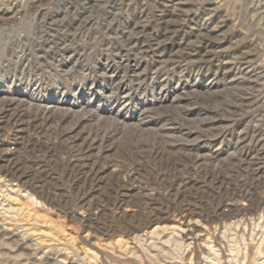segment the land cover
Listing matches in <instances>:
<instances>
[{"label":"rangeland","instance_id":"rangeland-1","mask_svg":"<svg viewBox=\"0 0 264 264\" xmlns=\"http://www.w3.org/2000/svg\"><path fill=\"white\" fill-rule=\"evenodd\" d=\"M41 1L38 8L40 0H0V108L45 111L52 118L42 140L59 143L60 131L93 147L84 158L75 148L68 150L74 139L66 136L65 149L57 143L47 150L26 138L15 139L8 127L0 132V167L6 163L3 155L19 161L44 155L50 162L49 183L36 187L42 184L40 192L57 202L47 206L43 199L26 197L28 189H5L0 176L1 260L109 264L110 259L131 256L130 249L138 264H264V253L257 250L264 236V0ZM64 150H73L71 158L78 155L86 166V176L77 173L76 184L59 183V175L71 171L59 162L66 157ZM238 180L240 189L245 186L240 194L247 188V197L232 201ZM150 184L164 195L140 201L145 209L129 213L130 220L145 222L144 213L168 206L161 213L167 212L170 220L156 225L164 224L168 232L176 229V236L161 234L152 249V240L141 244L130 235L106 234L115 224L113 204L120 202L119 193L139 199V194L153 193ZM258 199L263 211L254 207ZM231 205L250 213L214 219L218 208L227 212ZM181 207L198 219L202 230L194 232V239L182 238L186 224L178 214ZM222 232L238 241V251H229Z\"/></svg>","mask_w":264,"mask_h":264},{"label":"bare ground","instance_id":"bare-ground-1","mask_svg":"<svg viewBox=\"0 0 264 264\" xmlns=\"http://www.w3.org/2000/svg\"><path fill=\"white\" fill-rule=\"evenodd\" d=\"M38 1V0H37ZM44 1V0H43ZM181 1V0H180ZM41 3H42V1L40 0V2H39V4L38 3H36L37 5H36V7H40L41 6ZM181 3H183L182 1H181ZM35 5V4H34ZM179 12L181 11V10H179V9H177ZM170 23V22H169ZM169 23H164V29H170L169 28ZM167 29V30H168ZM245 53H248V52H245ZM247 56V55H246ZM10 107V106H9ZM8 107V108H9ZM5 109V107L4 108H0V132H2L3 131V129H5L6 127H8L9 128V130H11L12 132H15V135H14V137H15V139L16 138H19V137H21V138H26V140H27V142L28 143H31L32 142V144H34V145H36L37 146V148H38V146H40L41 148H44V149H47V150H49L48 148H52V150H53V147L58 143V140H57V142H53V143H46L45 142V140H42L41 139V137H40V135H42V134H44L45 135V133H46V126H45V123L47 122V121H49L51 118H52V115L51 114H47V113H45V111H44V113H41V112H39L38 110V112H30V110H26V111H24V110H21V108L19 109L18 108V105H17V108H15V107H12V108H9V109ZM37 108V107H36ZM216 110V109H215ZM227 110V109H226ZM36 111V110H35ZM213 111V110H212ZM217 113V112H216ZM220 114H221V112H220ZM219 114V115H220ZM225 115V114H224ZM234 116V115H233ZM230 117V116H229ZM217 119V118H216ZM219 119V118H218ZM225 120V119H224ZM210 124H213V122H209ZM48 127V126H47ZM246 128V127H245ZM48 130V129H47ZM252 130V129H251ZM254 130V129H253ZM53 131V130H52ZM59 131V130H58ZM245 131V130H244ZM55 132V131H54ZM247 132V131H246ZM252 132V131H251ZM259 132H260V130H259ZM2 133H4V132H2ZM9 133V132H8ZM52 133V132H51ZM57 133V132H56ZM64 133V132H63ZM256 133V132H255ZM254 133V134H255ZM47 134V136H48V133H46ZM251 134V133H250ZM262 134V133H261ZM23 135H24V137H23ZM54 135V134H53ZM57 135H59V137H58V139L60 140V142L58 143V144H60L61 146H62V144H65V141H62L63 139H65V138H62L63 136H66L67 137V139L69 140L70 138L71 139H74L73 140V145H74V147H69V149L68 150H70V148L72 149V148H75L74 150L75 151H78L79 153H78V155H81L82 157H84L85 158V153L86 152H88V149L91 147H93V145H92V143L91 142H89L88 140H86V139H82V140H80V137L77 139V137H74V136H72V135H70L69 133H64V134H62V132H60L59 131V133H57ZM215 135V134H214ZM221 136V135H220ZM216 137V135L213 137V138H215ZM252 137V136H251ZM52 138H54V136L52 137ZM239 138V137H238ZM250 138V137H249ZM260 138V137H259ZM57 139V138H56ZM258 139V138H257ZM54 140V139H53ZM239 140V139H238ZM1 141V140H0ZM21 141V140H20ZM211 141V140H210ZM23 142V141H22ZM64 142V143H63ZM66 142H68V141H66ZM77 142H79V144H77ZM238 142H240V140L238 141ZM237 142V140L235 141V143H238ZM247 142V141H246ZM25 144H26V142H25ZM261 144V143H260ZM60 145H58L59 147H60ZM66 145V144H65ZM72 145V146H73ZM262 145V144H261ZM36 146H35V148H36ZM162 146V145H161ZM165 146V145H164ZM235 146H237V144L235 145ZM19 147V146H18ZM56 147H57V145H56ZM63 147V146H62ZM240 147V146H239ZM239 147H238V149H239ZM261 147V146H260ZM1 148V147H0ZM30 148H32V147H30ZM64 149H65V147H63ZM68 148V147H67ZM66 148V149H67ZM156 148L158 149V147L156 146ZM161 148V147H160ZM187 148V147H186ZM256 148V147H255ZM55 149V148H54ZM157 149H155L154 151H153V153H154V155H157L158 153H159V151H157ZM162 149V148H161ZM165 149V148H164ZM24 150V149H23ZM46 150V151H47ZM51 150V149H50ZM242 150V149H241ZM258 150H259V148H258ZM15 151H16V149H15ZM40 151V150H39ZM61 151H63V150H61ZM64 151H66V150H64ZM187 151V150H186ZM248 151V150H247ZM256 151V150H255ZM23 152V151H22ZM17 153V152H16ZM49 153V152H48ZM66 153V157H64V159L62 158V160L61 161H59L60 163L62 162V163H64V165H65V170L66 169H71V171L68 173V174H66V175H59V177L58 178H60L59 179V183H66V184H76V182H78L79 181V176H77V173L78 174H82L83 175V173H84V175H85V173L86 172H84V168H86V166L84 165V163L83 162H81V160H79L78 159V155L76 156V158L75 159H72L71 158V153H73V150H71V151H66L65 152ZM77 153V152H76ZM75 153V154H76ZM250 153V152H249ZM252 153V152H251ZM0 154H2V153H0ZM87 154V153H86ZM49 155V154H48ZM74 155V154H73ZM72 155V156H73ZM255 155H256V153L254 154V157H255ZM264 155V154H263ZM263 155H261V156H263ZM1 156V155H0ZM13 156H14V154H13ZM32 156V155H31ZM75 156V155H74ZM73 156V157H74ZM260 156V155H259ZM12 155H10V156H8V155H3L2 156V158H4V160L6 161V163H4V165L3 166H1L0 167V176H1V178L3 179V181L5 182H3L4 184H6L5 186H6V188L5 189H7V186H13V185H15L14 186V188L13 189H28L27 191H30V194L27 192V196L26 197H29V198H31V199H33V198H35V199H37V201H39V200H42V202L44 203V204H46L47 206H53V205H55L56 203H55V200H52L53 198H52V196L51 195H44V193H41L42 192V190H41V192H40V190H39V188L41 187V185L39 184V188H37L36 187V185L38 184V183H43V182H45L47 179H48V175L47 174H49V171H50V166H49V161H47V159L44 157V155H33L31 158V161L29 160V161H27V159L26 160H23V161H19V160H17L18 159V157H16L15 159H16V161H15V159H13L12 160ZM53 157V156H52ZM52 157H49V159L50 158H52ZM154 157V156H153ZM196 157V156H195ZM237 157V156H236ZM251 157V156H250ZM253 157V156H252ZM155 158V157H154ZM207 158H209V157H207ZM240 158V157H239ZM262 158V157H261ZM30 159V158H29ZM54 159H56V161L58 162V158L55 156L54 157ZM53 160V159H52ZM60 160V159H59ZM4 161V162H5ZM54 161V160H53ZM201 161V160H200ZM238 161V160H237ZM264 161V160H263ZM48 162V163H47ZM100 162V161H99ZM192 162H194V161H192ZM62 163H61V165H62ZM22 164L23 165H25L26 167V169H24L23 167H22ZM260 164V163H259ZM101 165V164H100ZM264 165V164H263ZM103 166V165H102ZM97 167V166H96ZM104 167V166H103ZM106 167V166H105ZM189 169V168H188ZM55 170V169H54ZM101 171L102 170V167H100L99 166V169H96L95 170V173L96 174H98V171ZM107 170V169H106ZM113 170V169H112ZM116 170H117V168H116ZM261 170V169H260ZM57 171V170H56ZM93 171V170H92ZM118 171V170H117ZM51 172H53V171H51ZM58 172V171H57ZM109 172V171H108ZM116 172V171H115ZM122 172V171H121ZM124 172V171H123ZM131 172V171H130ZM264 172V171H263ZM61 173V172H60ZM63 173V172H62ZM87 173H89V172H87ZM59 174V173H58ZM94 174V173H93ZM95 174V175H96ZM109 174H110V172H109ZM113 174V173H112ZM116 174V173H115ZM118 174H120V172L118 173ZM117 174V175H118ZM47 175V176H46ZM111 175V174H110ZM190 175V174H189ZM86 176V175H85ZM100 176V175H99ZM98 176V177H99ZM113 176V175H112ZM119 176V175H118ZM240 176V175H239ZM50 177H51V175H50ZM57 177V176H56ZM134 177V176H133ZM132 177V178H133ZM236 177V176H235ZM85 178H87V177H85ZM85 178H84V180H85ZM115 178V177H114ZM126 178V177H125ZM124 178V179H125ZM157 178V177H156ZM160 178V177H159ZM204 178V177H203ZM248 178H249V176H248ZM247 178V179H248ZM50 179V178H49ZM88 179V178H87ZM102 179V178H101ZM103 179H104V177H103ZM122 179V178H121ZM120 179V180H121ZM158 179V178H157ZM157 179L155 180V181H157ZM239 179V178H238ZM253 179V176H252V178H251V180ZM83 180V179H82ZM89 180V179H88ZM120 180H119V182L118 183H120ZM125 180H127V179H125ZM136 180V179H135ZM159 180V179H158ZM254 180V179H253ZM51 181V180H50ZM136 181H138V180H136ZM135 181V182H136ZM140 181V180H139ZM187 181V180H186ZM249 181H250V178H249ZM89 182H91L90 180L88 181V183ZM176 182V181H175ZM181 182H182V180H181ZM191 182V181H190ZM236 182V181H235ZM253 182V181H252ZM45 183H47V182H45ZM49 183V182H48ZM47 183V184H48ZM54 183V182H53ZM84 182L82 181V184H83ZM123 183V182H122ZM132 183V182H131ZM141 183V182H140ZM149 183V182H148ZM152 183H154V181H152ZM157 183V182H156ZM183 183V182H182ZM193 183V182H192ZM191 183V184H192ZM256 183V182H255ZM117 184V183H116ZM137 184H139V183H137ZM197 184V183H196ZM237 184H238V190H236V191H234V193H232L231 195H232V201H235V200H242L241 199V197L243 198V197H247V194L245 193V191L247 190V188H246V190L244 191V190H242V193L243 194H240V190L242 189V187H245V186H243L242 185V187H241V189H240V180H238L237 181ZM60 185V184H59ZM98 185V184H97ZM133 185H135V184H133ZM154 185H156V187H157V184H154ZM162 185H164V184H162ZM245 185V184H244ZM0 186H2V185H0ZM61 186V185H60ZM66 186V185H65ZM64 186V187H65ZM102 186H103V184H102ZM120 186V185H119ZM125 186V185H124ZM131 186V185H130ZM150 187H151V191H153V193L151 192L150 193V195H146V194H139L138 196H140V198L139 199H134V197H133V199L131 198H127V197H125V195H123V194H121V193H119L120 194V199H119V203H114L113 204V209L116 211L115 213H116V216H115V218L116 219H114L113 217V219L115 220V224L113 223H111L110 222V224H112L110 227L108 226V228H106L105 230H106V234H109L110 236L111 235H116V233L117 234H123L124 236H131V238H132V241H133V239L136 241H138L139 243H141L142 244V241H146V242H148L149 240H152L153 242L152 243H154V245H152V244H150V245H152V246H150V247H152V249H154V246H157V242H155L156 241V239H158L159 237H160V235L161 234H166V235H168V237H170V236H176V229H172L170 232H168L169 230V228L167 227V226H165L164 224V226L162 225L161 227L159 226V225H156V224H158V223H160V222H168L169 220H170V218H169V216L167 215L168 213L167 212H164V213H161V210H166V211H168V206L166 207V208H160V209H158V210H155V211H145L146 213H144L145 215H144V217L147 219V220H145V222H142V223H135L133 220L134 219H131L130 220V216L128 215L129 213H134V214H138L139 212H141L140 210H141V208H144V207H141V205L139 204L140 203V201H147V200H150V199H152V198H161L164 194H162L161 193V191H159V190H157V188H155V186H152L151 184L149 185ZM148 186V187H149ZM176 186V185H175ZM180 186V185H179ZM179 186H178V188H179ZM247 186H249V185H247ZM246 186V187H247ZM3 187V186H2ZM1 187V188H2ZM69 187V186H68ZM68 187H66V188H68ZM127 187H128V185H127ZM136 187V186H135ZM135 187H134V189H135ZM162 187V186H161ZM174 187V186H173ZM172 187V188H173ZM237 187V186H236ZM42 188V187H41ZM96 188V187H95ZM99 188V187H98ZM145 188V187H144ZM181 188H183V187H181ZM186 188V187H185ZM190 188V187H189ZM188 188V189H189ZM192 188V187H191ZM190 188V189H191ZM199 188V187H198ZM258 188V187H257ZM123 189H125V188H123ZM169 189V188H168ZM234 189V188H233ZM260 189V188H259ZM133 190V189H132ZM178 190V189H177ZM176 190V191H177ZM182 190V189H181ZM20 190H18V192H19ZM24 191V190H23ZM46 191V190H45ZM121 191V190H120ZM137 191H138V189H137ZM149 191H150V189H149ZM175 191V190H174ZM13 192V191H12ZM44 192V191H43ZM133 192H135V191H133ZM144 192V191H143ZM165 192V191H164ZM179 192V191H178ZM184 192V191H183ZM252 192V191H251ZM22 193V192H21ZM52 193V192H51ZM136 193V192H135ZM181 193V192H180ZM185 193V192H184ZM29 194V195H28ZM56 194H58V193H56ZM63 194V193H62ZM118 194V195H119ZM125 194V193H124ZM148 194V193H147ZM179 194V193H178ZM256 194H258V193H256ZM261 194V193H260ZM60 195V194H59ZM86 195V194H85ZM127 195V194H126ZM134 195V194H133ZM180 195V194H179ZM230 195V194H229ZM253 195H255L254 194V192H253ZM84 196V195H83ZM135 196V195H134ZM181 196V195H180ZM256 196V195H255ZM254 196V197H255ZM259 196H262V195H259ZM119 197V196H118ZM60 198H62V196L60 197ZM81 198V197H80ZM86 198H88V197H86ZM113 198V197H112ZM251 200H252V198L251 197H249ZM262 198V197H261ZM264 198V197H263ZM35 199H34V201H35ZM59 199V196H58V198L56 199V200H58ZM84 199V198H83ZM102 199H104V198H102ZM184 199V198H183ZM182 199V200H183ZM245 199V198H244ZM255 199V198H254ZM257 199V198H256ZM77 200V199H76ZM78 200H80V199H78ZM86 200V199H85ZM250 200V201H251ZM37 201H35V203L37 202ZM105 201V200H104ZM162 201V200H161ZM185 201V200H184ZM262 201V200H261ZM260 201V199H258V200H256L255 201V208L257 209V208H259L261 205H262V202ZM42 202H41V204H42ZM153 202V201H152ZM155 202H157V201H155ZM160 202V201H159ZM186 202V201H185ZM185 202H183V203H185ZM34 203V202H33ZM34 203V204H35ZM38 203V202H37ZM55 203V204H54ZM74 203V202H73ZM73 203H71V204H73ZM81 203V202H80ZM88 203V202H87ZM86 203V204H87ZM105 203V202H104ZM147 203H149V201H147ZM146 203V204H147ZM165 203H166V201H165ZM231 203V202H230ZM250 203V202H249ZM76 204H78V203H76ZM84 203H82V205H83ZM107 204V203H106ZM111 204V203H110ZM169 204H171V203H169ZM74 205H75V203H74ZM105 205V204H104ZM112 205V204H111ZM143 205H145V204H143ZM155 205V204H154ZM160 205H161V203H160ZM178 205V204H177ZM183 205V204H182ZM248 205V204H247ZM246 205V206H247ZM70 206V205H69ZM106 206V205H105ZM153 206V205H152ZM158 206V205H157ZM171 207H172V205H170ZM54 207V206H53ZM57 207V206H56ZM71 207V206H70ZM76 207H78V206H76ZM85 207H87V206H85ZM88 207H90V206H88ZM109 207V206H108ZM147 207H149V205H147ZM194 207H195V205H194ZM244 207V206H243ZM242 207V209L239 207V208H237L236 206H228V209H226L227 210V212L225 211V210H223V209H221V208H218L216 211H215V218L214 219H216V220H222V219H227V218H230V217H233V216H239V215H244V214H246V213H250V211L248 210V209H245V208H243ZM248 207V206H247ZM262 207V206H261ZM8 208V207H7ZM10 209H11V207H9ZM20 208V207H19ZM18 208V209H19ZM65 208V207H64ZM150 208V207H149ZM196 208V207H195ZM227 208V207H226ZM249 208V207H248ZM62 209V208H61ZM88 209V208H87ZM106 209H107V207H106ZM145 209V208H144ZM147 209V208H146ZM151 209H153L152 207L150 208V210ZM260 209V208H259ZM8 211H10L9 209H7ZM6 210V212H3V213H7L8 211ZM20 210V209H19ZM63 210V209H62ZM67 210H69V209H67ZM70 210H71V208H70ZM95 210V209H94ZM93 210V211H94ZM103 209L102 208H100V209H97V213L99 214L101 211H102ZM108 210V209H107ZM110 210V209H109ZM108 210V211H109ZM149 210V209H148ZM252 210H253V208H252ZM260 210H262V209H260ZM13 211H14V209H13ZM64 211V210H63ZM83 211V210H82ZM107 211V212H108ZM179 212H178V214H180L181 216H182V219H184V221H182V222H185V224H186V226H185V228L184 229H181V231H180V233H181V235H182V238H186L185 240H187V238L188 239H194V237L196 236L197 237V235H195L194 234V232L196 233V232H198V230L200 229V228H198V225H197V223H196V220H198V219H196V220H193L194 218L192 217V215H191V213L190 212H192V210H187V208L185 207H181L180 208V210H178ZM263 211V210H262ZM261 211V212H262ZM1 212V211H0ZM10 212H12V211H10ZM142 212H144V210L142 211ZM254 212V211H253ZM15 213V212H14ZM240 213H242V214H240ZM8 214H11V213H8ZM65 214V213H64ZM87 214V213H86ZM170 214H171V212H170ZM7 215V214H6ZM16 215V214H15ZM71 215V214H70ZM75 215V214H74ZM73 215V216H74ZM209 215V214H208ZM260 215V214H259ZM3 216V215H2ZM5 216V215H4ZM77 216V215H76ZM86 216V215H85ZM84 216V217H85ZM92 216V215H91ZM100 216V215H99ZM99 216H95V218L96 217H99ZM114 216V215H113ZM127 216H129V219H127ZM179 216V215H178ZM204 216H206V215H204ZM87 217V216H86ZM90 217V216H89ZM175 217H176V215H175ZM195 217V216H194ZM207 217V216H206ZM210 217V216H209ZM0 218H2V217H0ZM5 218H6V216L4 217V223H5ZM78 218H80V216L78 217ZM83 218V217H82ZM78 219L79 220V222L81 221V220H84V219ZM93 218V217H92ZM172 218V217H171ZM197 218V217H196ZM263 218H264V216H263ZM3 219V218H2ZM97 219V218H96ZM102 219V218H101ZM137 219V218H136ZM177 219V218H176ZM181 219V218H180ZM206 219H208V218H206ZM7 220V219H6ZM88 220V219H87ZM90 220V219H89ZM88 220V221H89ZM98 221H99V219H97ZM138 220H139V218H138ZM175 220V219H174ZM178 220V219H177ZM210 220V219H209ZM235 220V219H234ZM86 221V220H85ZM100 221H102L103 222V219L102 220H100ZM110 221H111V219H110ZM143 221V220H142ZM179 221V220H178ZM214 221V220H213ZM228 221V220H227ZM231 221H232V218H231ZM83 222V221H82ZM137 222V221H136ZM81 223V222H80ZM229 223V222H228ZM236 223H237V225L239 224V222H237L236 221ZM101 224V223H100ZM105 224V223H104ZM103 224V225H104ZM107 224V223H106ZM153 224H155L154 226H153V229L151 230L150 229V231H148L147 230V228L148 227H150V225H153ZM218 224V223H217ZM224 224H225V221H224ZM243 224V223H242ZM242 224H241V226H242ZM83 225V224H82ZM90 225V224H89ZM98 225V224H97ZM181 225V224H180ZM219 225V224H218ZM236 225V224H235ZM240 225V224H239ZM95 227H96V225H94ZM177 226V225H176ZM226 226V225H225ZM258 226V225H257ZM102 227V226H101ZM175 227V226H174ZM218 227H220V226H218ZM229 227V226H228ZM232 227V226H231ZM18 228H20V226L18 227ZM98 228V227H97ZM104 228V227H103ZM230 228V227H229ZM95 229V228H94ZM233 229V228H232ZM18 230V229H17ZM200 230H202V229H200ZM25 231V230H24ZM29 231V230H28ZM27 231V232H28ZM96 231H97V229H96ZM99 231V230H98ZM98 231H97V233H98ZM205 231V230H204ZM211 231V230H210ZM219 231V230H218ZM228 231H231V230H229L228 229ZM26 232V233H27ZM200 232V231H199ZM203 232V231H202ZM238 232V231H237ZM242 232H244V231H242ZM241 232V233H242ZM17 233V232H16ZM26 233H24V234H26ZM29 233V232H28ZM211 233V232H210ZM235 233V232H234ZM14 234V233H13ZM104 234V233H103ZM193 234L195 235V236H193ZM199 234V233H198ZM222 235H223V238L227 241V243L228 244H226V245H228V247H229V251L231 252V253H234L235 252V250H236V243H235V241H237L236 239H234L233 238V236H232V234L231 235H224V232H222L221 233ZM239 234V233H238ZM27 236L29 235V234H26ZM25 235V236H26ZM180 235V234H179ZM209 235V234H208ZM242 235V234H241ZM22 236H23V231H22ZM26 236V237H27ZM107 236V235H106ZM129 236V237H130ZM163 236V235H162ZM200 236V238L202 239V237H201V235H199ZM203 236V235H202ZM238 236V235H237ZM29 237V236H28ZM118 237H120V236H118ZM164 237V236H163ZM173 237V238H174ZM204 237V236H203ZM208 237V236H207ZM210 238V237H209ZM26 239H28V238H26ZM176 239H177V237H176ZM197 239V238H196ZM263 239H264V236H263ZM263 239H262V241L259 243V246H258V248H257V250H258V252H262V253H264V244H262L263 243ZM30 240V239H29ZM34 241H35V239H33ZM37 240V239H36ZM162 240V239H161ZM184 240V239H183ZM182 240V241H183ZM207 240V239H206ZM210 240H211V238H210ZM218 240V239H217ZM220 240V239H219ZM33 241V242H34ZM39 241V240H38ZM136 241V243H138ZM180 241H181V239H180ZM190 241V240H189ZM192 241V240H191ZM224 241V240H223ZM36 242V241H35ZM185 242V241H184ZM195 242V241H194ZM199 242V241H198ZM207 242V241H206ZM211 242V241H210ZM238 242V241H237ZM132 243V242H131ZM173 243H174V241H173ZM173 243L171 244L172 246H174L173 245ZM176 243V242H175ZM203 243V242H202ZM221 243H223L222 241H221ZM37 244H38V242H37ZM126 244V243H125ZM156 244V245H155ZM163 244V243H162ZM182 244V243H181ZM192 244V243H191ZM190 243H188L187 244V246H189V245H191ZM206 244V243H205ZM211 244H212V242H211ZM31 245V244H30ZM177 245V244H176ZM183 245H184V243H183ZM195 245V244H194ZM200 245V244H199ZM214 245V244H213ZM213 245H211V247L210 248H213ZM255 245V244H254ZM62 246H64V245H62ZM140 246V245H139ZM144 246V245H143ZM159 246H160V244H159ZM158 246V247H159ZM171 246V247H172ZM178 246V245H177ZM185 246V245H184ZM196 246V245H195ZM246 246V245H245ZM39 247V246H38ZM66 247V246H65ZM64 247V248H65ZM124 247V246H123ZM129 247V246H128ZM147 247V246H146ZM167 247V246H166ZM180 247V246H179ZM198 247H200V246H198ZM209 247V246H208ZM215 247V246H214ZM216 247H218V246H216ZM226 247V246H225ZM227 247V248H228ZM240 247V246H239ZM239 247H238V250H239ZM130 248V247H129ZM161 247H159V249H160ZM195 248V247H194ZM40 249V248H39ZM46 249V248H45ZM67 249V248H66ZM64 250L66 253H69L70 252V250H69V252H67L68 250ZM126 249V248H125ZM137 249H139V248H137ZM147 249V248H146ZM166 249V248H165ZM177 249H178V247H177ZM183 249V248H182ZM190 249V252L192 253L194 250L193 249H191V248H189ZM36 250V249H35ZM47 250V249H46ZM170 250V249H169ZM173 251H174V249H172ZM179 250V249H178ZM211 250V249H210ZM238 250H236V251H238ZM41 251V250H40ZM63 251V252H64ZM128 251V250H127ZM142 251H144V250H142ZM154 251V250H153ZM156 251V250H155ZM172 251V252H173ZM180 251V250H179ZM183 251H184V249H183ZM218 251L219 250H217V253H218ZM33 252H34V250H33ZM36 252H38V251H36ZM54 252V251H53ZM123 252V251H122ZM121 252V253H122ZM129 252H130V254H131V256H127V254L125 255V257H123V258H121V259H110L109 260V264H138V263H136V256L134 257V256H132L133 254H136L135 252H131V250L129 249ZM138 252V251H137ZM140 252V251H139ZM216 252V251H215ZM225 252V251H224ZM252 253L254 252V251H251ZM257 252V251H256ZM35 253V252H34ZM43 253V252H42ZM121 253H119V254H121ZM148 253H150V252H148ZM156 253V252H155ZM189 253V252H188ZM187 253V254H188ZM212 253V252H211ZM210 253V254H211ZM216 253V254H217ZM255 253V252H254ZM49 254V253H48ZM72 254V253H71ZM104 254H106V253H104ZM115 254V253H114ZM117 254V253H116ZM125 254V253H124ZM123 254V255H124ZM151 254V253H150ZM256 254V253H255ZM3 255V254H2ZM53 255V254H52ZM68 255H70V254H68ZM97 255V254H96ZM109 255V254H108ZM107 254H106V256H108ZM111 255V254H110ZM122 255V254H121ZM138 255V254H137ZM143 255V254H142ZM158 255H159V253H158ZM161 255V254H160ZM173 256H174V254H172ZM208 255V254H207ZM212 255V254H211ZM228 255V254H227ZM252 255V254H251ZM49 256V255H48ZM75 256H77V255H75ZM88 256V255H87ZM95 257V255L93 254L92 255V257ZM98 256V255H97ZM105 256V255H104ZM105 256V257H106ZM119 256V255H118ZM144 256H148V255H144ZM150 257H151V255H149ZM169 256V255H168ZM171 256V255H170ZM169 256V257H170ZM212 256H214V254L212 255ZM211 256V257H212ZM216 256V255H215ZM37 257V256H36ZM140 257V256H139ZM139 257H138V259H139ZM155 257H157V254H156V256ZM154 257V258H155ZM172 257V256H171ZM190 257H192V255L190 256ZM207 257H210V256H207ZM217 257V256H216ZM228 257V256H227ZM229 257H230V255H229ZM228 257V258H229ZM67 258V257H66ZM78 259H80L79 257H77ZM98 258V257H97ZM103 259L102 260H104V257H102ZM168 258V257H167ZM215 258V257H214ZM233 258H235L234 256L232 257V259ZM70 259V258H69ZM108 259V258H107ZM166 259V258H165ZM170 259V258H169ZM192 259V258H191ZM209 260L211 259V258H208ZM9 260L10 259H3V260H1V258H0V264H12L11 262H9ZM14 260V259H13ZM59 260V259H58ZM61 260V259H60ZM74 260V259H73ZM72 260V261H73ZM94 260V259H93ZM98 260V259H97ZM168 260V259H167ZM173 260V259H172ZM226 260V259H225ZM63 261V260H62ZM64 261L65 262H63V263H66V260L64 259ZM107 261V260H106ZM159 261V260H158ZM162 261V260H161ZM188 261H190V260H188ZM215 261V260H214ZM217 261V260H216ZM14 262V261H13ZM17 262V261H16ZM87 262H88V260H87ZM142 263H143V261H141ZM152 262V261H151ZM156 262V261H155ZM166 262V261H165ZM192 262V261H191ZM218 262V261H217ZM227 262H229V261H227ZM45 263V262H44ZM69 263H70V261H69ZM81 263V262H80ZM85 263H86V261H85ZM97 263V262H96ZM153 263H154V261H153ZM159 263H160V261H159ZM173 262H169V263H166V264H172ZM20 264V263H19ZM75 264H77V263H75ZM84 264V263H83ZM89 264V263H88ZM98 264V263H97ZM165 264V263H164ZM224 264V263H223ZM226 264V263H225ZM238 264V263H237ZM257 264V263H256Z\"/></svg>","mask_w":264,"mask_h":264}]
</instances>
